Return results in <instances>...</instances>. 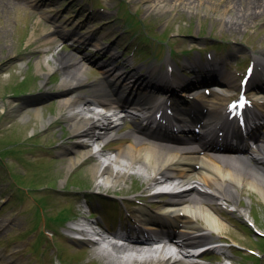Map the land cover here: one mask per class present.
Segmentation results:
<instances>
[{
  "label": "rangeland",
  "instance_id": "1",
  "mask_svg": "<svg viewBox=\"0 0 264 264\" xmlns=\"http://www.w3.org/2000/svg\"><path fill=\"white\" fill-rule=\"evenodd\" d=\"M156 1L159 0L0 1V264H109L91 254L86 244L72 246L60 235L67 233L66 227L72 222L61 221L63 215L71 218L75 213L92 210L89 203L80 198L87 193L97 196L101 207L108 203L123 214H132L131 217L126 215L127 220L136 218L140 223L138 215L142 217V211H155L170 198L164 194L156 200L152 198L151 192L157 191L156 188L145 192L147 182L139 175L138 164L130 170L139 172L137 175L110 189L95 187L98 180L91 171L92 159L81 160L70 171L66 168L71 157L76 156L66 149L74 136L68 126L66 109L59 107L58 102L59 97L68 93L61 86L62 80L74 67L58 65L46 76L42 72L48 70L44 59L51 65H57L55 58L59 55H69L72 61L80 60V66L87 71L86 82L81 83L78 90L87 92L89 84H98L104 79L94 62V57H99L102 51L94 52L90 44H83L87 39H82V44L78 42L77 34L73 42L71 38L46 33L53 27V21L72 33L98 36L103 44L114 45L119 54L114 63L123 61L126 67H135L136 72L155 64L154 76L167 70L166 58L179 61L180 70L171 66L173 74L176 71L184 74L186 66L180 63L186 64V60L196 56L202 62L222 59L223 69L236 78L250 60L256 70L253 56L264 62L261 53L264 14L249 18L246 25L230 29L233 13L230 0H199L194 10H188L184 0H178L176 7V1L170 2L164 9L156 8ZM143 35L157 46L154 48L156 57L147 52V41H141ZM52 37H55L53 41H49ZM170 46L176 53L168 55ZM191 48L186 55L177 51ZM195 48L202 52L198 54ZM85 54H90L89 60L84 59ZM209 56L211 59L207 58ZM198 72H204L203 68H198ZM258 77L263 82L264 73L259 72ZM35 107L41 108V117L34 113ZM25 115L28 118H24ZM133 129V123L127 120L118 130V136ZM259 130L264 133V127ZM104 144L97 141V146ZM122 144H128L127 140L114 139L104 153L108 157L115 156L117 147ZM143 194L147 196L145 200L140 198ZM121 198L132 202L141 199L142 203L124 208ZM104 199L108 201L102 202ZM216 204L219 210L215 216L221 225L214 231L226 242L201 257V262L256 264L238 254H248L247 248L260 251L264 248V238H259L245 222L247 219L256 230L264 231V198L257 190L245 186L233 202L225 199ZM99 205L94 202L96 210L100 209ZM236 205L241 212L235 210ZM123 216L121 218L126 219ZM200 223L204 226V219ZM30 251H35L36 259ZM59 255L61 260L54 258ZM260 257L264 264V253H260Z\"/></svg>",
  "mask_w": 264,
  "mask_h": 264
},
{
  "label": "bare ground",
  "instance_id": "2",
  "mask_svg": "<svg viewBox=\"0 0 264 264\" xmlns=\"http://www.w3.org/2000/svg\"><path fill=\"white\" fill-rule=\"evenodd\" d=\"M173 1H176V7L178 0H159L154 6L164 9ZM184 1V6L188 10H194L199 0ZM230 3L233 5L230 29L246 25L249 18L264 14V0H230ZM52 23L53 27L46 33L53 32L64 37L71 32L57 22ZM53 38L55 37L49 41H53ZM99 40L97 38L90 44L95 51L108 52L109 47L101 45L102 41ZM262 54L264 55V49ZM88 55L85 54V59ZM44 61L48 70L42 72L46 76L58 65L74 67L73 70L66 72L67 75L62 80L61 86L68 93L59 97L58 102L59 107L66 109L68 126L74 136L71 145L66 148L67 153L76 154L67 162L68 170L83 159H92L94 164L91 171L94 179L98 180L95 187L113 188L129 178L130 170L138 164L139 175L145 177L149 184L146 191L164 184L174 185L170 193L171 198L166 200L164 207L149 212L145 224L133 228L135 236L144 235L145 227L149 230H158L155 234L148 233V240L143 242L167 238L171 240V244L165 242L158 250L149 249L148 246L151 244L142 247L143 244L135 242H143L135 239L130 232L115 233L116 236H125L130 241L129 244H120L109 241L101 230L96 234L99 238L94 241L87 240L89 244L91 243V254L107 260L109 264H205L185 261L190 256L183 255V252L195 245L208 242L210 231L220 228L221 223L215 216L219 210L217 201L228 199L233 202L245 186L257 190L264 198V138L261 139V135H252L249 140H252L254 145H247L242 140L234 146L222 140L220 144L213 143L216 137L219 138L216 131L214 132L216 127L224 133L239 136L237 127L231 123L232 121L226 120L224 112L220 111L225 107L229 91L234 86V77L227 75L219 62L207 61L204 64L203 68L210 74L208 80L214 81L212 85L215 84L214 89H218L206 95L196 87L197 82L204 77L197 75L187 81L178 72L173 75L164 72L153 76L152 67L137 73L114 70V67L107 66L103 68L106 70H103L106 76L104 81L89 84L87 92L80 91L78 87L86 82L87 71L85 67L80 66L82 65L80 60L72 61L69 55H59L55 58L57 65H51L45 59ZM167 64L171 62L167 60ZM189 64L194 69L202 66L198 56ZM254 75L251 84L262 88L261 93L255 95L261 98V101L254 103L256 108L249 109L247 116L254 115L259 118L264 115V84L260 83L257 75ZM206 87L202 86V91ZM152 90H160L172 97L170 101L174 108L168 117L169 124L170 119L183 123L188 121L200 123L202 134L198 133L199 136L195 135L193 138H183V143L177 145L180 139L171 133L169 124L161 123L152 129L148 125L153 115L150 112L151 108L158 107L161 103L151 95ZM144 110L145 112H142ZM33 111L41 117L40 107H35ZM24 118H28V115ZM128 119L134 122L135 128L116 137L118 130ZM111 138L127 140L128 144L119 145L115 156L108 157L104 153L105 149L96 145L99 140L106 142ZM202 152L205 153V157L200 155ZM100 178L102 181H99ZM235 210L241 212L237 205ZM202 219L206 223L205 226L199 222ZM160 223H163L165 228L159 230L157 225ZM85 232L87 231L83 230V233Z\"/></svg>",
  "mask_w": 264,
  "mask_h": 264
}]
</instances>
